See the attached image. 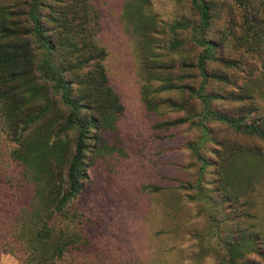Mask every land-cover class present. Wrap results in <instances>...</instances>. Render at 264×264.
Wrapping results in <instances>:
<instances>
[{"label":"rangeland","instance_id":"1","mask_svg":"<svg viewBox=\"0 0 264 264\" xmlns=\"http://www.w3.org/2000/svg\"><path fill=\"white\" fill-rule=\"evenodd\" d=\"M208 1L216 57L203 77L192 0H88L122 110L72 204L105 263L264 264V0ZM25 83V103H46L41 85ZM179 117L188 120L169 124ZM2 122L0 113V264H23L8 242L33 186L14 158L26 144Z\"/></svg>","mask_w":264,"mask_h":264},{"label":"trees","instance_id":"2","mask_svg":"<svg viewBox=\"0 0 264 264\" xmlns=\"http://www.w3.org/2000/svg\"><path fill=\"white\" fill-rule=\"evenodd\" d=\"M89 7L88 0L0 5V113L6 135L26 144L14 158L33 186L28 207L13 217L8 242L23 264H111L97 258V242L83 227L86 218L72 204L84 186L89 154L108 148L105 134L114 135L122 110L101 61L105 51L90 36ZM192 7L198 21L191 24L189 39L201 47L197 67L205 77L206 60L216 57L209 35L212 5L192 0ZM50 29L58 32L55 38ZM22 82L27 92L41 85L46 103H25L18 90ZM40 116L44 122L31 127Z\"/></svg>","mask_w":264,"mask_h":264}]
</instances>
